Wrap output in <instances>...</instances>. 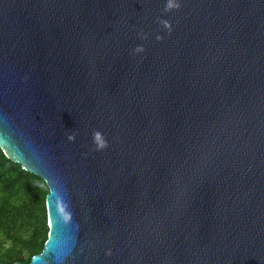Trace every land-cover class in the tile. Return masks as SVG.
I'll list each match as a JSON object with an SVG mask.
<instances>
[{"label":"water","instance_id":"95a60500","mask_svg":"<svg viewBox=\"0 0 264 264\" xmlns=\"http://www.w3.org/2000/svg\"><path fill=\"white\" fill-rule=\"evenodd\" d=\"M167 2L0 0V150L47 188L11 264H264V0Z\"/></svg>","mask_w":264,"mask_h":264},{"label":"trees","instance_id":"16d2710c","mask_svg":"<svg viewBox=\"0 0 264 264\" xmlns=\"http://www.w3.org/2000/svg\"><path fill=\"white\" fill-rule=\"evenodd\" d=\"M44 181L0 150V262L28 263L46 239Z\"/></svg>","mask_w":264,"mask_h":264},{"label":"clouds","instance_id":"9594fccd","mask_svg":"<svg viewBox=\"0 0 264 264\" xmlns=\"http://www.w3.org/2000/svg\"><path fill=\"white\" fill-rule=\"evenodd\" d=\"M179 7H180V5L178 3H173V0H168L166 6L164 8V11L167 12V11H170L171 9H173V8H179ZM160 23L163 24L164 27L169 30V32L171 31L170 24H169V22L167 20L161 19ZM146 35H147L146 33H141V37L142 38H145ZM156 39L160 40V39H162V37L157 35ZM143 50L144 49H143L142 45H138L134 49L135 52H142ZM74 138H75V134L74 133L69 134V136H68L69 140H74ZM93 142L96 145L97 150H101V149H103V148H105L107 146L106 139L105 138H101V133L99 131H97V130L93 131Z\"/></svg>","mask_w":264,"mask_h":264}]
</instances>
